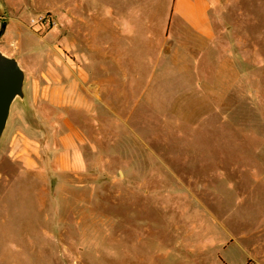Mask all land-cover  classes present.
Returning <instances> with one entry per match:
<instances>
[{"label": "rangeland", "instance_id": "obj_1", "mask_svg": "<svg viewBox=\"0 0 264 264\" xmlns=\"http://www.w3.org/2000/svg\"><path fill=\"white\" fill-rule=\"evenodd\" d=\"M9 1L0 0V44L36 72L48 57L70 73V31L33 20L73 0ZM83 4L104 11L116 27L111 42L123 44V0ZM212 19L222 71L159 80L145 96L137 92L147 82L116 81L105 99L111 111L102 103L97 113L66 111L85 118L94 158L84 175L47 170L44 154L42 164L45 122L29 106L26 85L8 122L26 114L32 145L24 148L39 159L28 171L12 155L8 123L0 142V264H264V0H213Z\"/></svg>", "mask_w": 264, "mask_h": 264}, {"label": "crops", "instance_id": "obj_2", "mask_svg": "<svg viewBox=\"0 0 264 264\" xmlns=\"http://www.w3.org/2000/svg\"><path fill=\"white\" fill-rule=\"evenodd\" d=\"M83 6V0H73L72 6L62 1L54 7L58 26L61 24L62 30L71 33V44H64L72 52L70 73L59 72L58 63L48 57L37 60L45 65L42 72L19 61L25 72L24 90L28 84L29 106L45 122L42 164L44 154L47 170L55 167L59 173L74 175L87 173L94 157L87 146L89 135L81 123L85 118L72 120L66 115L67 110L97 113L102 103L111 111L105 99L112 95L113 82L136 86L147 82L141 93L137 92L145 96L159 80L176 76L207 80V73L222 71L224 62L222 49L218 51L216 46L213 0H123V44L111 42L116 27L111 28L104 11L98 7L83 11ZM117 18L121 21V16ZM0 49L5 55L16 57L8 44H0ZM61 61L64 63V58ZM119 90L122 92L117 95H123V88ZM46 104L62 114L51 116L52 112L43 107ZM22 113L13 124L8 122L13 127L8 130L7 146L32 171L39 158L24 148L32 144L22 129L29 120Z\"/></svg>", "mask_w": 264, "mask_h": 264}, {"label": "water", "instance_id": "obj_3", "mask_svg": "<svg viewBox=\"0 0 264 264\" xmlns=\"http://www.w3.org/2000/svg\"><path fill=\"white\" fill-rule=\"evenodd\" d=\"M24 82L25 72L17 58L5 55L0 49V142L8 125L12 104L25 98Z\"/></svg>", "mask_w": 264, "mask_h": 264}, {"label": "built area", "instance_id": "obj_4", "mask_svg": "<svg viewBox=\"0 0 264 264\" xmlns=\"http://www.w3.org/2000/svg\"><path fill=\"white\" fill-rule=\"evenodd\" d=\"M33 21L35 25H39L45 29L57 27L59 24L56 16L52 13L41 14L36 18V20Z\"/></svg>", "mask_w": 264, "mask_h": 264}, {"label": "trees", "instance_id": "obj_5", "mask_svg": "<svg viewBox=\"0 0 264 264\" xmlns=\"http://www.w3.org/2000/svg\"><path fill=\"white\" fill-rule=\"evenodd\" d=\"M5 22L2 24V29L0 30V31H2V34H3V32H4V28H5Z\"/></svg>", "mask_w": 264, "mask_h": 264}]
</instances>
